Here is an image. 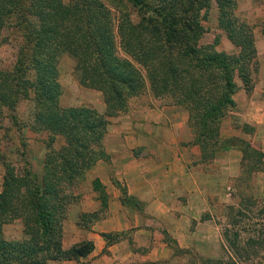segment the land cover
<instances>
[{
    "label": "trees",
    "instance_id": "1",
    "mask_svg": "<svg viewBox=\"0 0 264 264\" xmlns=\"http://www.w3.org/2000/svg\"><path fill=\"white\" fill-rule=\"evenodd\" d=\"M124 1L137 10L136 22L116 21L100 0H0V38L9 30L18 39L11 67H0V115L7 113L15 121L17 104L29 99L24 125L45 132L38 172L26 161L18 167L3 161L0 264H47L91 251L87 239L63 248L61 222L80 196L78 181L96 161L108 159L103 146L108 118L140 106L137 98L143 95L166 96L186 109L190 142L201 156L235 147L240 163L247 160V172L264 171L263 153L249 141L219 137L221 119L235 108L233 95L251 91L257 67L256 30L235 15L236 0H214L216 25L234 53L214 49L216 37L208 49L196 45L203 32L198 5L206 0ZM64 53L74 60L78 82L100 93L103 112L86 104H59L57 62ZM56 137L62 139L57 147ZM91 184L99 191L101 208L79 213L83 226L82 220L97 218L104 206L103 186L97 178ZM119 200L139 205L124 191ZM14 220L21 223L22 236L5 238L1 226ZM101 236L108 240L118 234Z\"/></svg>",
    "mask_w": 264,
    "mask_h": 264
},
{
    "label": "crops",
    "instance_id": "2",
    "mask_svg": "<svg viewBox=\"0 0 264 264\" xmlns=\"http://www.w3.org/2000/svg\"><path fill=\"white\" fill-rule=\"evenodd\" d=\"M235 95V108L221 119L219 136L241 137L264 157V73L255 76L249 94L240 89ZM150 110L139 108L134 121L122 119L107 128L103 146L108 159L96 161L85 174L89 187L61 222L63 248L87 239L91 251L47 264H199L191 254H217L221 238L215 216L219 210L222 218V207L229 203L228 181L239 174L241 152L225 147L213 154L212 163L199 160L186 117L176 122ZM255 173L264 182V171ZM93 178L103 186L104 206L83 226L78 214L101 208ZM122 191L138 200V207L122 204ZM101 233L118 236L107 240Z\"/></svg>",
    "mask_w": 264,
    "mask_h": 264
},
{
    "label": "rangeland",
    "instance_id": "3",
    "mask_svg": "<svg viewBox=\"0 0 264 264\" xmlns=\"http://www.w3.org/2000/svg\"><path fill=\"white\" fill-rule=\"evenodd\" d=\"M63 1L66 2L68 0ZM100 1L112 12L116 21L129 19L132 22H136L139 18L137 10L124 0ZM146 1L151 2L152 0ZM198 6L197 14L200 19V25L203 28V32L196 40V45H198L199 49L210 48L212 46L211 42L216 37L218 41L212 46L214 49L234 53L236 51L235 47L229 43L216 25L217 11L214 0H206L204 5L200 4ZM235 15L247 21L251 24L254 31L256 30L254 35L257 67L251 73V78L254 79L258 73H264V32L260 30L264 26V0H236ZM17 45L18 39L15 34H12L9 30L4 31L3 38H0L1 68L8 69L11 67ZM57 67L58 80L61 86L58 102L61 106L86 104L94 107L100 113L103 112L104 105L100 93L78 82L74 60L70 55L62 54L58 59ZM235 94L233 99L236 96ZM143 96L137 98V100L142 102L140 106L130 109L125 114L109 117L107 128H114L117 124H120L122 119L127 121V123L134 121L136 117L135 110L149 107L152 115H154V111L161 113L157 115L160 118L164 113L167 117H173V121L176 122L183 116L186 117L188 133L192 138L191 129L187 123V112L181 104L173 102L166 96ZM30 105V100L26 98L17 104L13 112L15 121L7 113L0 115V185L4 160L13 163L17 167L23 161H26L33 171H39L45 151L43 144L45 132L31 131L24 125V122L29 117ZM134 105L135 100H132L130 106ZM138 123L139 121L137 125ZM219 137L222 139L221 136ZM61 142L62 139L56 137L54 146L57 147ZM218 150L220 148L216 149V151ZM216 151L211 155H209L210 153L203 154V156L199 154V160L204 159L205 162L212 163L213 154ZM246 161L240 163L239 174L228 181L230 186L227 190L230 193L228 196L229 203L227 206L222 207V218L219 216V210L216 212L215 224L221 238L218 252L212 258L191 254L190 256L195 261L197 260L196 262H199V264H264V182L260 175L245 170L244 164ZM210 167L212 171L215 170L213 164ZM88 187L89 184L84 175L78 181L75 192L81 195ZM99 215L100 212H98ZM82 221L84 223L87 222L86 219ZM21 230V223L17 220L1 226L2 235L8 239L21 237ZM176 252L181 254L183 250L177 249Z\"/></svg>",
    "mask_w": 264,
    "mask_h": 264
}]
</instances>
